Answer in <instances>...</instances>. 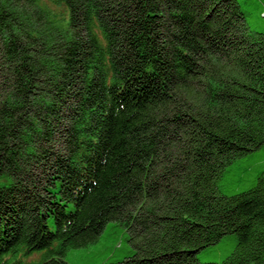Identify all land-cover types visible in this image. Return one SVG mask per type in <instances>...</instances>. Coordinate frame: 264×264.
I'll return each mask as SVG.
<instances>
[{
    "label": "trees",
    "instance_id": "trees-1",
    "mask_svg": "<svg viewBox=\"0 0 264 264\" xmlns=\"http://www.w3.org/2000/svg\"><path fill=\"white\" fill-rule=\"evenodd\" d=\"M260 150L264 34L236 0H0V264H70L110 222L137 251L112 264H264V171L231 189Z\"/></svg>",
    "mask_w": 264,
    "mask_h": 264
},
{
    "label": "rangeland",
    "instance_id": "rangeland-1",
    "mask_svg": "<svg viewBox=\"0 0 264 264\" xmlns=\"http://www.w3.org/2000/svg\"><path fill=\"white\" fill-rule=\"evenodd\" d=\"M246 16V23L251 32L264 34V0H236ZM52 6V4H50ZM53 7V6H52ZM240 171L236 174V183L231 189L237 192L250 189L257 182V177L264 171L263 152L258 151L251 157L240 161ZM242 174L245 176L242 177ZM242 180V181H239ZM235 192V191H234ZM232 194L233 191H227ZM129 233L120 223L110 222L98 239L86 247L70 249L64 259L70 264H112L124 261L136 253L135 247L128 241ZM235 248L233 237H226L220 243L199 254L202 263H221ZM48 258V250L33 253L29 257L13 258L19 264H40Z\"/></svg>",
    "mask_w": 264,
    "mask_h": 264
}]
</instances>
